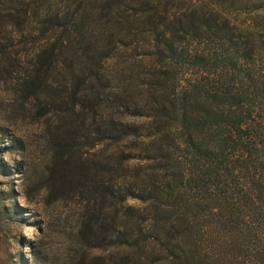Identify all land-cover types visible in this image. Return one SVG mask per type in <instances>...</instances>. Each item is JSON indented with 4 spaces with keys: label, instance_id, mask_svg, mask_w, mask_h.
Masks as SVG:
<instances>
[{
    "label": "trees",
    "instance_id": "obj_1",
    "mask_svg": "<svg viewBox=\"0 0 264 264\" xmlns=\"http://www.w3.org/2000/svg\"><path fill=\"white\" fill-rule=\"evenodd\" d=\"M0 59L74 264H264V0H0Z\"/></svg>",
    "mask_w": 264,
    "mask_h": 264
},
{
    "label": "rangeland",
    "instance_id": "obj_2",
    "mask_svg": "<svg viewBox=\"0 0 264 264\" xmlns=\"http://www.w3.org/2000/svg\"><path fill=\"white\" fill-rule=\"evenodd\" d=\"M4 63L0 59V264H74L73 203L45 193L42 117L16 91L15 73ZM13 137L20 146L9 145ZM87 254L82 264L106 251Z\"/></svg>",
    "mask_w": 264,
    "mask_h": 264
}]
</instances>
